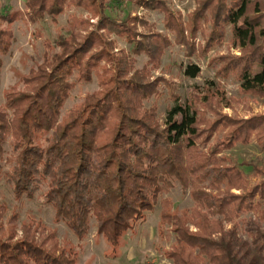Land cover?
Masks as SVG:
<instances>
[{
	"label": "trees",
	"instance_id": "trees-1",
	"mask_svg": "<svg viewBox=\"0 0 264 264\" xmlns=\"http://www.w3.org/2000/svg\"><path fill=\"white\" fill-rule=\"evenodd\" d=\"M125 1L162 12L164 28L185 46L187 56L221 44L230 26L240 54L219 56L217 73L232 75L241 92L264 97V0H197L186 23L162 0ZM109 2L26 0L31 22L46 15L56 22L71 6L84 9L90 18L71 16L69 35L59 34L54 41L59 50L22 76L21 88L5 91L0 105V177L13 185L17 197L31 198L46 185V202L79 239L94 216L97 233L117 250L125 233L159 201L160 221L171 225L177 238L165 252L174 264H264V171L254 167V174L263 177L250 184L242 169L222 155L234 143L248 144L251 139L264 149V114L232 118L212 110L210 100L204 95L200 101L197 93L169 109L160 127L156 106L143 104L159 94L161 82L169 86L162 77L150 79L149 71L158 66L170 41L158 31L138 32L137 14L109 15ZM15 19V13L0 10V69L1 56L12 45L10 26ZM90 19H96L95 24ZM89 27L80 36L78 29ZM198 32L205 37L203 46L195 44ZM111 33L130 43L133 55L147 56L141 70L131 73L128 55L112 51L113 42L107 38ZM44 43L46 50L53 49ZM198 73L195 64L184 69L188 77ZM74 74L84 82L96 75L99 89L59 119L74 88ZM197 102L214 111L215 119L207 120ZM175 181L190 188L193 200L191 208L178 213H172L168 198H161ZM2 212L0 206V218ZM246 214L252 216L242 220V238L234 220ZM16 221L13 215L9 230L0 224V264H78L77 252L61 248L55 232L40 222L23 224V236L16 238ZM224 222L232 227L225 229Z\"/></svg>",
	"mask_w": 264,
	"mask_h": 264
},
{
	"label": "rangeland",
	"instance_id": "rangeland-1",
	"mask_svg": "<svg viewBox=\"0 0 264 264\" xmlns=\"http://www.w3.org/2000/svg\"><path fill=\"white\" fill-rule=\"evenodd\" d=\"M168 9L174 13H179L186 23L188 16L197 8V0H162ZM26 0H0V10L7 13H15L16 19L10 26L13 32V41L7 55L1 56L2 67L0 69V105L4 104V93L12 86L22 87L21 77L28 74L31 69H36L42 65L46 59L59 50L54 43L57 36L69 35L68 22L71 16L89 19L90 14L82 8L69 7L64 13L58 16L56 22H52L46 15L44 19L31 22L28 18V10L25 5ZM107 13L119 18L127 14H137L141 22L136 23V29L141 34H149L158 31L166 35L170 45L165 49L156 68L149 71V78H164L169 86L161 82L159 84V94L144 101L145 108L156 106V121L163 127L169 109L186 100H193L194 95L199 93L200 101L203 96L210 100L212 110L228 115L232 118H248L257 114H264V97L252 94H245L239 88V82L232 76L221 77L218 75L221 55H239L240 51L232 43V33L230 26L225 27V36L221 44L212 47L209 51L201 53L198 49L187 56L185 46L175 41L174 34L163 26V13L158 10L145 9L136 6L133 2L125 0H110ZM91 24H95L96 19H90ZM210 21L204 23L205 32L210 29ZM79 28L80 36L90 31ZM113 42L114 53L121 51L128 55L133 63L131 71L141 70L147 56L142 53L133 55L132 45L115 33L107 36ZM45 41L53 45L52 50H46ZM205 37L198 32L195 38L196 46H203ZM188 64H195L199 67L196 77H188L184 74V69ZM70 80L74 83V88L70 96L65 101L60 111V118L82 103L86 96L99 89L98 78L92 75L90 82L78 79L74 74ZM174 96H177L175 100ZM202 109L200 103L195 104ZM207 120L215 119V114L208 109H202ZM177 120L182 119L181 115L176 116ZM205 125L202 124L201 127ZM214 139L210 141L213 143ZM202 147V146H201ZM205 149V148H204ZM222 155L228 158V162L239 166L245 174L250 184L262 179V175H255L253 168L264 171V149H260L255 139H251L248 144L234 143V146L223 151ZM8 169L9 166H5ZM47 186L43 185L41 191L33 197H17L13 191V185L0 177V206L3 207L0 224L4 229L9 230L13 225L8 224L13 215L17 216L14 225L16 238L23 236L21 226L27 223L40 222L46 229L55 232L61 248H73L78 254V264H174L165 252L170 250L176 243V234L171 225L161 223L160 209L158 201L149 212H145L144 218L138 220L132 228L124 235L119 249L113 250L104 237L97 233L96 220L91 216L89 220V230L87 234L79 239L60 219L56 218L55 209L45 200ZM236 193L238 191H235ZM161 198H168L172 202V213H178L183 209L193 206L190 196V188L183 189L179 182L175 181L170 190L162 194ZM264 207V201H262ZM246 214L234 220L239 224L238 236L245 238L242 220L251 217ZM214 218V217H210ZM216 218V217H215ZM234 222V223H235ZM232 227L231 222H224V228ZM195 230L193 226H190ZM36 239H40L35 234ZM15 238V239H16ZM196 253V250H194Z\"/></svg>",
	"mask_w": 264,
	"mask_h": 264
}]
</instances>
